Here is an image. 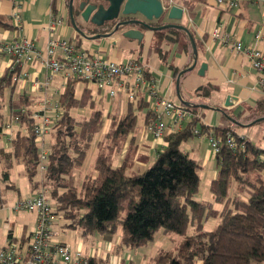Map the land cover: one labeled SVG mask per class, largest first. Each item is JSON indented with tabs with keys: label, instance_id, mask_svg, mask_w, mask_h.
I'll use <instances>...</instances> for the list:
<instances>
[{
	"label": "trees",
	"instance_id": "trees-1",
	"mask_svg": "<svg viewBox=\"0 0 264 264\" xmlns=\"http://www.w3.org/2000/svg\"><path fill=\"white\" fill-rule=\"evenodd\" d=\"M156 35L160 41L171 35L168 36L171 41L179 42L190 54L193 52L190 38L183 30L167 29ZM156 47L159 49V45ZM171 68L174 75H179L176 67ZM17 72L7 73L1 80L0 102L4 91L14 84ZM78 81L81 80L69 81L61 93L63 114L48 136L51 150L40 185L33 182L40 172L39 149L30 116L34 99L22 96L19 103L10 104L9 119L20 116V122L7 146L2 145L0 138V208L3 191L15 188L11 182L15 159L24 165L37 189L35 194L42 187L47 188L53 214L61 213L67 227L79 229L85 239L111 240L121 230L118 252L146 245L163 229L166 234L177 236V249L159 251L149 264H264V149L247 138L242 147L241 137L232 128L200 125L202 135L213 134L222 139L220 152L215 156L217 176L210 184L212 197L223 204L218 211L197 199L201 188L200 166L182 150L183 142L197 136L196 112L182 131L165 137V148L143 172H130L127 157L122 166H113L129 135L137 131L135 110L148 106L138 99L128 102L126 114L107 115L109 125L104 138L98 142L99 154L93 168L97 175H85L79 189L76 172L85 162L102 111L97 110L85 119L71 115V108L81 103L75 93ZM211 89H204L205 96ZM258 109L264 111V107ZM148 113L147 124L151 120V112ZM5 124L0 111V131ZM229 131L237 140L235 150L226 144ZM210 216L219 217L220 222L206 231L204 223ZM190 226L193 232L189 235ZM99 263L95 258L91 260V264Z\"/></svg>",
	"mask_w": 264,
	"mask_h": 264
},
{
	"label": "crops",
	"instance_id": "crops-1",
	"mask_svg": "<svg viewBox=\"0 0 264 264\" xmlns=\"http://www.w3.org/2000/svg\"><path fill=\"white\" fill-rule=\"evenodd\" d=\"M174 2L175 5L184 9L183 21L177 23L190 30L198 51V62L195 69L181 76L180 93L177 92L176 87L178 75H174L171 67H176L180 73L189 69L194 63V52L190 54L181 47L179 42L171 41L168 37L171 35H166V38L160 41L156 35L157 32L148 30H145L146 36L141 44L124 39L120 33L109 39L86 40L72 27L68 2L65 0H1L0 39L12 41L22 36L28 37L33 41L37 50H43L50 38L60 37L68 39L78 48L83 41H86L91 44L90 51L99 53L105 59L126 63L133 58H138L147 76L155 82L163 99L178 106L191 103L196 108L195 112L199 120L198 129L202 124L210 127L232 129L234 127L233 130L236 132L235 128L238 127L244 131L242 137L264 149V111L258 109L264 107V86L261 82L264 80V70L253 69L247 54L233 50L212 35L213 30L219 26L223 34H229L244 46L251 49L259 48L264 53V5L244 2L238 11H227L221 9L215 0H174ZM15 7L19 8L20 23L12 19ZM54 19L57 21L55 24ZM165 22L171 21L165 20ZM258 33L261 34L259 41L256 39ZM87 34L92 36L89 31ZM163 41H166L165 45L162 44ZM150 48L153 49L155 55L150 58L145 57L144 55ZM128 52L132 53V56L127 54ZM203 63L207 64V68L204 75L200 76L198 72ZM19 70L27 72L28 77L18 79L12 87L7 88L0 102V111L6 122L10 115V104L19 103L22 96L34 99L32 108L36 105L43 96L41 85L48 77L46 69L37 62L26 64ZM12 72L14 71L11 69L9 58L1 57L0 82L7 73L12 74ZM61 83L59 78H55L53 86ZM206 88H212L208 96H205L203 92ZM105 90L107 94L100 100L109 104L108 114H126L128 102H130L126 94L120 92L117 96L110 97L109 90ZM51 94L52 92L48 91V95ZM228 96H232L233 105L226 108L225 102ZM124 98L127 99V105L125 113L122 114L121 104ZM138 99L146 102L142 93ZM201 105L210 108H202ZM218 108L222 109L225 114L218 112ZM138 111H140L141 122L137 126L136 133L129 135L117 162L118 167L122 166L126 155L133 152L134 158L128 164L129 171L133 173L143 172L151 164L149 158L141 153L143 149H146L149 156L157 157L166 146L165 138L155 140L145 131L149 107L146 106ZM136 116L139 117V115ZM166 123L168 130L165 137L182 131L189 125L188 121L182 126L177 125L174 120L170 119H167ZM108 125L109 120L107 119L106 131ZM255 126L258 127L254 128ZM47 142L50 144L49 137ZM2 145H4L3 142ZM182 150L192 156L200 166L201 182L204 176L209 177L211 182L216 178L218 168L207 136L190 138L182 143ZM11 182L15 188L3 191V199L4 196L11 198L9 200L12 202L24 199L22 195H18L21 190L12 180ZM30 186L31 192L35 195L36 187L31 182ZM15 195H18V199H12ZM242 197L246 198V196ZM197 199L200 200L199 197ZM4 226L0 228L1 246L7 245L12 239L26 243L36 222L29 233H27V225L20 228L6 222ZM10 231L12 232L11 238Z\"/></svg>",
	"mask_w": 264,
	"mask_h": 264
},
{
	"label": "built area",
	"instance_id": "built-area-1",
	"mask_svg": "<svg viewBox=\"0 0 264 264\" xmlns=\"http://www.w3.org/2000/svg\"><path fill=\"white\" fill-rule=\"evenodd\" d=\"M163 1L164 7L169 8L175 5L174 0ZM246 1L264 5V0H215L221 9L227 11H238ZM18 10L19 8L15 7L12 14V19L16 23L21 21ZM56 22L54 19V24ZM212 35L233 50L247 54L253 69L264 70V53L259 48L251 49L244 46L229 34H223L219 26L213 30ZM256 39L257 41L261 39L260 33L256 35ZM1 57L9 58L11 69L18 71L14 75V81L28 77L27 72L19 69L32 62H37L48 72V77L41 85L43 96L30 111L33 132L39 149L41 175L47 170L51 150V144L47 142V138L62 117L61 93L69 81L81 80L100 89H108L110 97L124 92L129 101L137 100L142 93L151 112V120L146 125L145 131L155 140L165 138L168 130L167 119L174 120L177 125L182 126L195 116V107L191 103L178 106L160 96L155 82L147 76L138 58H133L126 63L105 59L97 52L82 50L68 39L60 37L50 38L43 50H37L33 41L23 36L12 41L0 39ZM55 78H59L62 83L54 87ZM261 82L264 86V80ZM48 91L52 94L48 95ZM19 122L20 116H12L0 131V138H5L7 142L11 141ZM195 134L202 135L199 129L195 130ZM207 138L216 156L220 152L222 139L213 134L208 135ZM245 140V137H241L242 147L245 145ZM226 144L232 150L237 148L236 137L231 131L226 135ZM48 194L49 190L42 187L34 196L15 203L13 208L15 212L37 213L36 226L26 243L12 239L7 245H0V264H91L92 259L100 257V253H96L95 250L85 254L82 245L75 250L71 244L59 240L60 232L55 226L56 216L53 214ZM9 235L11 238V231Z\"/></svg>",
	"mask_w": 264,
	"mask_h": 264
},
{
	"label": "rangeland",
	"instance_id": "rangeland-1",
	"mask_svg": "<svg viewBox=\"0 0 264 264\" xmlns=\"http://www.w3.org/2000/svg\"><path fill=\"white\" fill-rule=\"evenodd\" d=\"M166 41H163V45H165ZM91 44L83 41L79 46L82 50H89ZM127 54L132 56V53L128 52ZM153 49L147 50V53L144 55L145 57L154 56ZM107 91L104 89L102 91H98L97 87L89 85L83 81H78L76 83V96L80 100V105L78 107H73L70 110L71 115L76 119H85L89 118L92 113L97 110L102 111V116L100 118L99 124L95 129V134L93 141L89 147L87 152V157L81 169L76 172V185L78 188H81L82 181L84 180L85 175L93 174V176L97 175V171H95L94 164L99 154L98 142L104 138L106 132V124H107V115L109 113L108 107L109 104L106 102H102L100 98H104L107 94ZM94 101L92 105L91 102ZM127 99L124 98L122 100L121 108L122 114L126 111ZM136 109V115H139L137 124L141 122V115ZM9 118V116H8ZM255 126L254 128H257ZM234 129V127H233ZM239 129V130H238ZM237 134L242 137V133L244 132L242 129L236 127L235 128ZM241 133V134H240ZM2 142L5 146H7L6 139H2ZM8 148V147H7ZM143 155L149 158L151 164H153L156 160V156L151 157L146 152V149H143L141 152ZM127 157V163H131L134 158V153H129ZM119 160V156L114 158L113 166H117V162ZM12 169H11V180L16 184V186L21 190V193L18 195H22L21 197L24 199H28V195H32L34 192H31L30 179L25 171V167L21 162L17 160H12ZM150 164V165H151ZM2 167L0 166V169ZM264 176V175H263ZM33 182L41 183V174L38 172L36 176L33 178ZM210 183L211 180L209 177L204 176L201 182V188L198 194L200 201H204L209 203L212 208L221 211L223 208V204L217 202L210 192ZM18 195L12 197V199H18ZM34 195V194H33ZM32 195V196H33ZM27 197V198H26ZM9 197L4 196L3 206L0 208V228H4V223L14 224L15 227L24 228V225H27V233H29L37 220V213L30 211H13L15 203L18 201L14 200L10 201ZM53 207V205H52ZM54 209V207H53ZM59 212V211H58ZM63 215L60 213L55 217V226L56 229L60 232L59 237L60 241L71 244L73 249H78L82 245V249L85 254L91 253L92 250H95L96 253H100V257H95L100 263L99 264H127L131 262L132 264H149L150 259L155 256L159 251L164 250L167 252L176 251L177 249V236L173 234H166L163 229H160L155 234V237L152 241L147 243L146 245L138 248H128L123 251L119 250L117 252V247L120 242V234L121 230H118L111 240H104L99 237L95 238H83L81 235V231L76 228L67 227V221L62 218ZM220 222L219 217L210 216L206 222L204 223V229L206 231H210L214 229ZM193 232V228L190 226L188 229V234L190 235ZM61 235V236H60ZM99 247V249H97Z\"/></svg>",
	"mask_w": 264,
	"mask_h": 264
},
{
	"label": "water",
	"instance_id": "water-1",
	"mask_svg": "<svg viewBox=\"0 0 264 264\" xmlns=\"http://www.w3.org/2000/svg\"><path fill=\"white\" fill-rule=\"evenodd\" d=\"M75 0H71L69 5V17L72 27L86 40L97 41L100 39H109L117 34L129 41H135L141 44L145 39L146 33L144 30L161 32L167 29H178L185 31L191 41L194 52V63L187 69L182 71L176 80L177 92L180 93V80L185 72H190L195 69L198 62V51L196 43L190 33V30L177 22L183 21L184 9L172 5L167 8L163 0H80L77 5L79 17H75L74 5ZM166 8V9H165ZM123 17H139L131 20L119 22L111 32H105L88 36V25L101 28L106 22H112ZM171 21L163 26L153 27L151 23L157 21ZM174 21V22H173ZM122 27V29H120ZM207 64L203 63L198 74L204 75ZM232 96H228L225 102V107L229 108L233 105ZM202 108H210L206 105H201ZM218 112H225L218 108Z\"/></svg>",
	"mask_w": 264,
	"mask_h": 264
},
{
	"label": "flooded vegetation",
	"instance_id": "flooded-vegetation-1",
	"mask_svg": "<svg viewBox=\"0 0 264 264\" xmlns=\"http://www.w3.org/2000/svg\"><path fill=\"white\" fill-rule=\"evenodd\" d=\"M65 1L68 2V8H69L71 0H65ZM79 2H80V0H75V3H74V5H75V7H74L75 17H77V16L79 17V12H78V9H77V5L79 4ZM135 18H139V17H123L120 14L118 19H116V20H114L112 22H106L105 25L103 27H101V28H97V27L88 25L89 29L87 30V33L89 31L91 33V35L93 36V35H96V34L104 33L103 30H105V32H111L119 22L126 21V20H131V19H135ZM151 24H152L153 27H159V26H163V25H165L167 23L164 22V24L163 23L159 24V23L153 22ZM120 29H122V27H120Z\"/></svg>",
	"mask_w": 264,
	"mask_h": 264
}]
</instances>
